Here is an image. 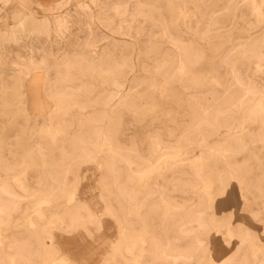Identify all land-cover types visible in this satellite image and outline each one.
<instances>
[{"label": "rangeland", "instance_id": "1", "mask_svg": "<svg viewBox=\"0 0 264 264\" xmlns=\"http://www.w3.org/2000/svg\"><path fill=\"white\" fill-rule=\"evenodd\" d=\"M263 118L264 0H6L0 264H264Z\"/></svg>", "mask_w": 264, "mask_h": 264}, {"label": "bare ground", "instance_id": "2", "mask_svg": "<svg viewBox=\"0 0 264 264\" xmlns=\"http://www.w3.org/2000/svg\"><path fill=\"white\" fill-rule=\"evenodd\" d=\"M5 4H6V0H0V11H1V9L5 6ZM78 7L79 8H82V9H89V6L88 5H86L85 3H79L78 4ZM81 10V9H80ZM86 11V10H85ZM31 31V30H30ZM84 67V66H83ZM86 69V68H85ZM91 70V69H90ZM83 72V71H82ZM246 89H248V88H246ZM253 97V96H252ZM253 101V100H252ZM254 103V102H253ZM260 106V105H259ZM259 106H258V109H259ZM57 107V106H56ZM258 111V110H257ZM254 119H257L256 117H253V119L252 120H254ZM224 121V120H223ZM262 121L264 122V118L262 119ZM227 124V123H226ZM76 145V144H75ZM112 170V169H111ZM213 175H215V173L213 174ZM216 178V177H215ZM244 181V180H243ZM244 183V182H243ZM221 185V184H220ZM124 192V191H123ZM125 193V192H124ZM51 194V193H50ZM259 201V200H258ZM244 212V211H243ZM250 216V215H249ZM189 217V216H188ZM189 220H190V218H189ZM75 223V222H74ZM168 228V227H167ZM166 228V231H167V233H169V232H171L172 231V229H170V230H168ZM178 239H179V237L178 236H171V237H167V247H169V248H175V247H177L176 245H175V242H177L178 241ZM170 242H172V244H170ZM121 248V247H120ZM120 254V253H119Z\"/></svg>", "mask_w": 264, "mask_h": 264}, {"label": "crops", "instance_id": "3", "mask_svg": "<svg viewBox=\"0 0 264 264\" xmlns=\"http://www.w3.org/2000/svg\"><path fill=\"white\" fill-rule=\"evenodd\" d=\"M36 1H40V2H42V3H44V4H50V3H52V2H56V1H58V0H36Z\"/></svg>", "mask_w": 264, "mask_h": 264}, {"label": "snow or ice", "instance_id": "4", "mask_svg": "<svg viewBox=\"0 0 264 264\" xmlns=\"http://www.w3.org/2000/svg\"><path fill=\"white\" fill-rule=\"evenodd\" d=\"M78 264H87V261H84V262H78Z\"/></svg>", "mask_w": 264, "mask_h": 264}]
</instances>
